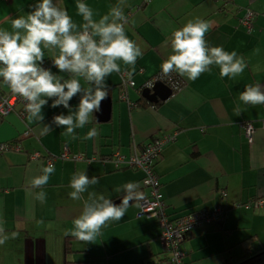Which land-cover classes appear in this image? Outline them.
<instances>
[{
  "label": "crops",
  "instance_id": "0c3cea01",
  "mask_svg": "<svg viewBox=\"0 0 264 264\" xmlns=\"http://www.w3.org/2000/svg\"><path fill=\"white\" fill-rule=\"evenodd\" d=\"M38 2L0 0V28L11 31V19L31 12L30 6ZM80 2L91 7L98 20L119 0ZM58 3L75 23H83L77 14V0ZM243 8L254 12L249 31L239 26ZM123 12L126 34L143 42V55L134 68L118 61L121 72H128L134 83L126 94L136 108L130 110L120 100L121 72H113L106 77L108 113H94L84 128L76 130L78 139L62 135L64 127L52 123L54 116L69 114L63 106L52 108V99L42 108L41 122L28 116L21 120L16 113L0 120V143L19 149L0 157V219L5 221L6 232L18 233L16 239L0 245V264H169L159 241V225L140 213L141 201H130L121 220L109 222L93 242L80 241L65 231L81 214L87 199V192L82 200L69 197L73 191L70 181L77 171L85 169L89 178L99 177V183L89 191L106 193L115 204L122 200L123 186L129 182L138 183L146 199L149 191L142 185V172L127 165L116 168L111 157L116 152L128 157L135 148L174 132L175 141L163 149L154 166L167 216L173 219L217 207L226 213L219 222L187 236L182 245L184 264H241L264 254V104L243 105L239 101L245 85L264 86V0H124ZM196 17L212 24L205 35L209 46L235 50L248 66L234 78L221 77L217 65L209 66L211 70L195 80L174 71L180 88L165 101L147 106L141 91L161 72L162 62L172 53L173 31ZM44 52L43 67L69 78L70 74L53 67L52 54ZM80 82L82 87L89 86L83 78ZM10 91L0 78V94ZM79 99L77 94L69 102L73 111ZM238 103L242 108L239 116L233 111ZM246 122L254 127L251 144L241 130ZM45 124L51 131L42 134ZM93 127L98 135L83 139ZM65 145L73 156L81 155L84 160H56L48 183L42 189L33 188L30 181L42 174L45 165L30 162L29 155L58 156ZM91 158L94 160L89 161ZM41 190L46 193L43 202L35 199ZM257 200L263 201L262 207L245 208Z\"/></svg>",
  "mask_w": 264,
  "mask_h": 264
},
{
  "label": "clouds",
  "instance_id": "9594fccd",
  "mask_svg": "<svg viewBox=\"0 0 264 264\" xmlns=\"http://www.w3.org/2000/svg\"><path fill=\"white\" fill-rule=\"evenodd\" d=\"M123 4L124 0H119L97 20L93 9L77 0V14L83 20L78 25L58 0H39L30 6L31 12L11 19V31L0 28V78L12 93L26 101L29 120L43 121L42 108L52 99V108L63 106L69 110L68 115L54 116L52 123L63 126L62 135L75 140L79 138L76 130L84 128L94 113L101 112V102L109 96L106 77L121 72L118 61L134 68L137 59L143 55V42L138 43L126 34L127 17ZM211 27L209 21L196 17L174 30L170 40L172 53L161 64L162 74L167 76L175 71L195 80L210 71L211 65L219 66L221 77L234 78L243 73L248 66L243 56L235 50L229 52L221 46H209L205 35ZM44 50L52 54V63L59 72L70 74L69 78L43 67ZM80 78L89 86L82 87ZM77 94H80L79 104L73 111L69 102ZM239 101L243 105L264 104V86L260 83L245 85V90L239 93ZM233 111L237 116L241 114L239 103ZM95 119L99 122L98 116ZM49 131L50 125L42 126V134ZM97 135L98 131L93 127L83 139ZM54 171L51 163L43 167L42 174L30 181L31 186L42 189ZM98 183L99 177L89 178L85 169L72 176L70 187L73 191L69 197L82 200V194L87 192V199L83 200L81 214L72 221V227L66 229L65 235L93 242L103 234L102 229L109 222L121 220L130 201L144 199L140 185L129 182L123 186L125 195L121 203L115 204L108 194L89 191ZM35 199L45 201L46 193L42 190L35 193ZM4 224L5 221L0 219V245L18 236L15 231L6 232Z\"/></svg>",
  "mask_w": 264,
  "mask_h": 264
},
{
  "label": "built area",
  "instance_id": "2783aa9c",
  "mask_svg": "<svg viewBox=\"0 0 264 264\" xmlns=\"http://www.w3.org/2000/svg\"><path fill=\"white\" fill-rule=\"evenodd\" d=\"M253 23L254 12L250 9H247L243 13V16L239 19V26L249 31L253 27ZM53 67L55 66L53 65ZM119 81V87L121 89V93L119 95L120 100L125 102L130 110L136 108L137 104L131 103L126 94L127 89L134 87V83L130 78V74L126 71L121 72ZM156 82H161V78L158 76L153 77L149 82L146 83L145 89H151ZM161 83L164 84L163 82ZM180 86V82L176 80L171 81V87L169 88L173 92V90H178ZM25 104L26 101L22 97L12 93L11 91L7 95L0 94V120L12 113H16L21 120H24L28 116V113L25 111ZM241 130L247 144H251L254 134L253 125L250 122L243 123L241 125ZM28 135L29 131L24 134L25 137ZM176 135L177 132H174L173 134H167L160 138L153 139L146 144H143L140 149L135 148L132 154H130L128 157L116 152L112 155L111 159L113 160L116 168L127 165L142 172V185L149 192L146 199L139 203L140 213L147 218L155 219L158 223L160 228L159 241L164 252L168 255V263L184 264L185 254L182 251L181 246L183 245V242L187 236L197 228H201L222 220L225 211L222 207H217L213 210L188 213L173 219L167 216L165 212L166 205L160 193L161 184L159 177L154 170V166L163 149L168 144L175 141ZM18 150L19 149L16 146H11L7 143H0V157L5 153ZM56 160L83 161L84 158L81 155L73 156L66 145L63 146L62 152L58 156H48L43 158L39 153H33L29 155L30 162L35 163L42 161L45 167H47L50 163L54 165ZM92 160H94V158L89 159V161ZM262 206L263 201L257 200L252 204H247L245 208L250 209L253 207L254 209H259Z\"/></svg>",
  "mask_w": 264,
  "mask_h": 264
},
{
  "label": "water",
  "instance_id": "95a60500",
  "mask_svg": "<svg viewBox=\"0 0 264 264\" xmlns=\"http://www.w3.org/2000/svg\"><path fill=\"white\" fill-rule=\"evenodd\" d=\"M172 94V90L161 82H156L151 89H143L141 91V97L150 104H157L161 101H165ZM106 103V105H105ZM109 110V100L105 99L101 102V116L107 114ZM121 203L118 202L116 204Z\"/></svg>",
  "mask_w": 264,
  "mask_h": 264
},
{
  "label": "trees",
  "instance_id": "16d2710c",
  "mask_svg": "<svg viewBox=\"0 0 264 264\" xmlns=\"http://www.w3.org/2000/svg\"><path fill=\"white\" fill-rule=\"evenodd\" d=\"M156 76L160 77L161 78V82L166 84L168 87H171V81H176L177 80L181 84V81L177 78V76L173 72L171 74L165 76V75L162 74V71H161ZM173 92H174V90H173ZM146 104H147V106L148 105L151 106V104H148V103H146ZM224 211H225V209H224ZM225 214L226 213L224 212V216H225ZM224 216H223V218H224ZM181 249H182V246H181ZM263 261H264V254H261L259 256L252 257V258L246 260L245 262H243L241 264H259L260 262H263ZM65 264H70V263L66 262Z\"/></svg>",
  "mask_w": 264,
  "mask_h": 264
},
{
  "label": "rangeland",
  "instance_id": "374dc122",
  "mask_svg": "<svg viewBox=\"0 0 264 264\" xmlns=\"http://www.w3.org/2000/svg\"><path fill=\"white\" fill-rule=\"evenodd\" d=\"M244 9V8H243ZM247 10V8H245L244 10H243V12H245Z\"/></svg>",
  "mask_w": 264,
  "mask_h": 264
}]
</instances>
